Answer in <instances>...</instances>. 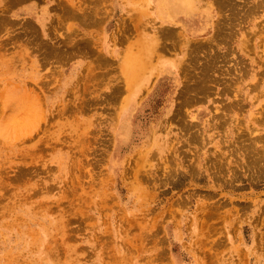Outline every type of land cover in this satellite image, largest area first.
<instances>
[{
	"label": "rangeland",
	"instance_id": "1",
	"mask_svg": "<svg viewBox=\"0 0 264 264\" xmlns=\"http://www.w3.org/2000/svg\"><path fill=\"white\" fill-rule=\"evenodd\" d=\"M178 1L0 0V264H264V0Z\"/></svg>",
	"mask_w": 264,
	"mask_h": 264
},
{
	"label": "bare ground",
	"instance_id": "2",
	"mask_svg": "<svg viewBox=\"0 0 264 264\" xmlns=\"http://www.w3.org/2000/svg\"><path fill=\"white\" fill-rule=\"evenodd\" d=\"M231 1V0H230ZM167 2V4H168V7L170 6L169 5V3H168V1H166ZM233 2V1H232ZM181 3H180V1H178V0H175V5L176 6H178V5H180ZM183 10V9H182ZM141 11V10H140ZM143 12V11H142ZM145 12V11H144ZM166 14V12L165 13H163V15H164V17L165 16H167V15H165ZM205 14H208V15H210V13H208V12H206ZM162 15V16H163ZM169 16V15H168ZM173 19H175V18H178V17H175V16H173L172 17ZM179 18H181L182 19V21H184V26H185V28L189 31V32H191V33H193V34H197L199 31H200V29H202L203 31L205 30V28H209V27H211L210 26V23L208 22V23H205V21H200V23H199V25H198V27H196V25H195V22H196V20L197 19H195V16H193V18L191 19V20H188V19H184L183 18V16H181V17H179ZM173 22V21H172ZM215 22V21H214ZM217 23H219V22H217ZM216 23V24H217ZM215 24V23H214ZM215 24V26L217 27V25ZM220 24V23H219ZM224 24V23H223ZM223 24H221V25H223ZM175 25V24H174ZM224 25H226V24H224ZM223 25V26H224ZM223 26H221L222 28H223ZM216 27H214L215 29H216ZM173 28H174V26H173ZM222 28H221V30H222ZM224 28H225V26H224ZM175 29H180V27H178V28H175ZM206 29V30H207ZM169 30V29H168ZM168 30H167V32H168ZM218 30H219V26H218ZM217 29H216V31H218ZM220 30V31H221ZM226 30V29H225ZM198 31V32H197ZM220 31H218L219 33H220ZM217 32V33H218ZM190 33V34H191ZM216 33V34H217ZM166 34V33H165ZM164 34V35H165ZM168 34L170 35V36H172L169 32H168ZM168 34H166V36H168ZM199 35V34H198ZM217 35H219V34H217ZM217 35H214V37L215 36H217ZM219 36H221V34L219 35ZM213 37V38H214ZM158 38V37H157ZM204 39V38H203ZM214 39H216V38H214ZM213 39V40H214ZM147 40V39H146ZM202 40V39H201ZM203 42V41H202ZM201 41L200 42H197V45H198V47H202V45H203V43H205V42H203L202 43ZM210 42H211V40H210ZM221 42V41H220ZM207 44H208V42H206ZM205 43V44H206ZM212 43H213V41H212ZM204 44V45H205ZM206 44V45H207ZM210 44V43H209ZM150 44H148L147 46H149ZM211 45V44H210ZM212 45H214L215 46V44H212ZM211 45V46H212ZM161 46V45H160ZM209 46V45H208ZM208 46H206V47H208ZM146 47V46H145ZM140 48H141V46H140ZM139 49V48H138ZM137 49V50H138ZM142 49V48H141ZM145 49V48H144ZM149 49V48H148ZM137 50H134V51H136L137 52ZM149 50H151V49H149ZM153 50V49H152ZM142 51V50H141ZM201 51H203V50H200V52ZM143 52V51H142ZM205 52V51H204ZM144 53V52H143ZM206 53H207V50H206ZM149 54V53H148ZM205 54V53H204ZM132 55V54H131ZM149 57V56H148ZM152 57V56H151ZM151 57H150V59H151ZM134 58V57H133ZM138 58V57H137ZM146 58V57H145ZM132 60V59H131ZM140 60H141V58H140ZM147 60V59H146ZM127 61H128V59H127ZM136 61V60H135ZM142 61V60H141ZM205 61V60H204ZM217 59H215V58H213V59H210V60H208V61H206L204 64H199V67H198V69L200 70V75L198 76V82L199 83H197V85L198 86H202V87H204V89H205V82L206 81H209L210 80V72H213V71H217V70H220L221 68L220 67H218V66H216L217 65ZM152 62V61H151ZM150 62V63H151ZM132 63V62H131ZM149 63V64H150ZM136 64V63H135ZM135 64H134V68H135ZM144 64V63H143ZM146 64V63H145ZM148 64H146L145 65V67L147 66ZM131 66H133V64H131ZM150 67V66H149ZM131 68V67H130ZM231 68V67H230ZM133 69V68H132ZM135 69H137V68H135ZM142 69V68H141ZM140 69V70H141ZM134 70V69H133ZM142 71V70H141ZM228 72V71H227ZM135 73H136V70H135ZM139 73V72H138ZM142 79V78H141ZM211 79H212V77H211ZM217 80V79H216ZM215 81V80H214ZM217 81H219V80H217ZM216 82V81H215ZM196 84V83H195ZM208 86V85H207ZM129 99H130V97H129ZM129 101V100H128ZM243 218V217H242Z\"/></svg>",
	"mask_w": 264,
	"mask_h": 264
},
{
	"label": "crops",
	"instance_id": "3",
	"mask_svg": "<svg viewBox=\"0 0 264 264\" xmlns=\"http://www.w3.org/2000/svg\"><path fill=\"white\" fill-rule=\"evenodd\" d=\"M199 23H200V21L195 22L196 27H198Z\"/></svg>",
	"mask_w": 264,
	"mask_h": 264
}]
</instances>
